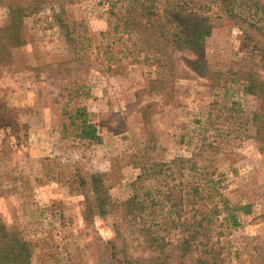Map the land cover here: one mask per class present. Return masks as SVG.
I'll use <instances>...</instances> for the list:
<instances>
[{
  "label": "rangeland",
  "instance_id": "obj_1",
  "mask_svg": "<svg viewBox=\"0 0 264 264\" xmlns=\"http://www.w3.org/2000/svg\"><path fill=\"white\" fill-rule=\"evenodd\" d=\"M17 1L28 7L23 40L0 35V219L29 242L31 264L152 262L146 220L126 203L154 194L167 204L166 185L184 180L180 158L201 165L186 178L197 192L177 207L183 230L202 226L184 264H264V139L249 120L261 101L244 91V69L264 70L244 36V0H225L241 16L222 0ZM146 6L158 51L137 22ZM54 13L76 22L75 46ZM193 27L197 50L169 43L168 32Z\"/></svg>",
  "mask_w": 264,
  "mask_h": 264
},
{
  "label": "trees",
  "instance_id": "obj_2",
  "mask_svg": "<svg viewBox=\"0 0 264 264\" xmlns=\"http://www.w3.org/2000/svg\"><path fill=\"white\" fill-rule=\"evenodd\" d=\"M7 2L10 22L2 31H0V35H5V39L10 43H21L23 40V31H21L23 27V18L28 7L24 3H19L17 0H10ZM221 4V8L226 9V11L233 16L239 15L235 7H231L229 2L222 0ZM145 8H147V13L143 15L145 18L144 21L137 22L140 28L148 32L149 40L151 42L150 46L158 51L162 45H160L159 40L155 37V25L151 22V15H156V13L151 7L148 8L146 6ZM54 16L61 26L66 28L69 43L75 46V39L71 33L74 29L70 28L75 27L76 22L73 21L70 24L63 23V19L59 13H54ZM131 21L132 20L126 17L124 22L126 29L129 28V25H132ZM118 26L119 24H117V27ZM168 33L170 36L169 43H175L177 45L184 44V46L187 44V46L194 51L195 49H198L200 45L199 39L203 36L202 31L196 27H193L192 31L186 34V37H184L183 34L175 33V30ZM244 36L251 39L253 43L256 44V47L258 46L257 49H259L262 54L260 63L264 70V0H244ZM115 43L116 41H112L110 44L115 45ZM2 45L3 44H0V48ZM147 46H149V43H147ZM163 46H166V44ZM164 51H166V49ZM107 58H111V56H108ZM107 66L110 67V65ZM196 69L194 68V70ZM203 70H206V67H203ZM198 72L207 75V73H204L201 68H198ZM208 72L211 71L208 69ZM244 91L256 95L261 101L259 108L252 113V117L249 120H251V123L255 128V136H263L264 139V76L253 68H245ZM91 128L92 131L95 130L92 125ZM89 135H93V132ZM175 161L177 160L175 159L168 163L161 162L159 164V170L157 169L158 173L165 171H170V173H172L174 171ZM176 163L181 165L182 171L180 175L184 180L174 184L172 187H169V184L167 183V188L163 192L167 204L164 202L162 203V200L159 197L155 198L154 194H146V196L150 197V200H146V198L139 197V195L135 194L126 203L128 212L136 211L134 214L135 218L146 220L139 225V234H145V243L151 253L155 256L152 258L154 260L150 262L148 259V262H145L144 257H130L125 258L124 261L116 260L117 264H184L182 258H184L183 256H186V253L191 250L193 243H195L192 242V238L195 237L202 226L199 229H195L200 226V223L196 222L192 223L193 225H190V228L183 230L181 227L184 226H180L178 221L182 215L181 212H178L177 207L183 204V201L188 202L190 200L189 194L191 191H189V189L187 190L186 185V178L190 174L188 171L197 172L201 165H199L194 158H180ZM143 169L144 174L149 172L145 166ZM154 174H157V172H154ZM142 176L139 178H142ZM197 190L198 185L192 190L193 193H191V197L197 192ZM105 203V199H101L100 207L103 208ZM147 208L149 212H147L146 217L151 215V219H147L143 214ZM196 213H198V209H195V214L193 215L196 216ZM186 231L190 232L191 235H185L184 232ZM30 257L31 249L29 242L16 231L9 230L0 219V264H31ZM174 257L177 258L176 261L173 259ZM168 260L171 261L167 263ZM195 264L211 263L208 259L203 260L199 256L195 259Z\"/></svg>",
  "mask_w": 264,
  "mask_h": 264
}]
</instances>
